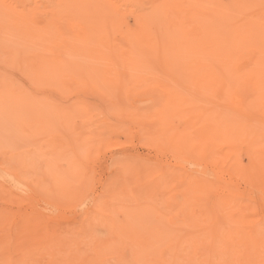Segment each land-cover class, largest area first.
<instances>
[{
    "label": "rangeland",
    "instance_id": "374dc122",
    "mask_svg": "<svg viewBox=\"0 0 264 264\" xmlns=\"http://www.w3.org/2000/svg\"><path fill=\"white\" fill-rule=\"evenodd\" d=\"M253 2L246 13L263 12L264 2ZM0 33V71L31 99L14 115L0 111V264H264V82L232 81L225 91L189 82L181 106L155 73L135 72L145 78L131 76L120 91L105 67L104 96L77 95L75 83L39 79L43 49ZM12 39L19 53L3 63ZM123 99L133 120L118 114ZM78 100L85 109L75 131L88 147L75 142L82 160L72 169L56 156L70 138L66 125L46 131L39 120L42 108L57 120L60 106ZM158 119L174 129H157ZM65 180L80 182L68 197ZM44 232L55 240L43 244Z\"/></svg>",
    "mask_w": 264,
    "mask_h": 264
},
{
    "label": "bare ground",
    "instance_id": "6f19581e",
    "mask_svg": "<svg viewBox=\"0 0 264 264\" xmlns=\"http://www.w3.org/2000/svg\"><path fill=\"white\" fill-rule=\"evenodd\" d=\"M248 1L230 0L226 4L220 0H0V31L8 38L13 37L14 42L18 41L16 44H24V49L30 50L33 46H39V51L43 49L44 56L37 62L42 81L54 76L61 79L62 88H68L72 82L76 84L75 94L91 92L101 98L105 93V67L114 73L115 77L109 79L120 91L122 83L125 88L131 76L135 80L145 78L135 72H151L158 79L169 82L170 87H163L168 101L177 99L182 106L186 101L182 89L192 90L189 82L199 89L202 83L207 87L216 82L224 91L232 81L238 86L250 81H255L256 85L264 82V26L258 29L259 24L264 23V4L260 6L263 12L257 8L261 13L253 15L250 10L253 0ZM238 13L243 16L239 17ZM12 42L5 41V45L13 44L15 48L9 49L6 45L9 50L5 48L7 52L3 53L9 56L3 63L10 64L19 53ZM0 47L4 50L2 45ZM48 50L60 55L57 59L53 54L47 57ZM35 65L33 60L27 62L28 69ZM1 72L0 111H10L14 115L20 104H30L31 99L15 94L10 89L8 73ZM102 80L101 87L98 81ZM119 101L122 104L117 107L120 117L133 120L125 100ZM82 102L60 106L55 113L57 120L48 116L51 111L42 108L43 116L39 120L46 131L48 125L56 121L66 125L70 138L67 141L64 135V145L57 150L56 156L57 160L67 157L72 169L77 163L81 165L82 160L81 147L75 146V142H83L81 145L88 147L87 140L75 131L76 124L82 123L80 115L85 109L81 107ZM100 124L105 127V117ZM155 124L162 131L167 127L174 129L166 119H158ZM217 165L229 169L226 163L217 162ZM83 168H87V163ZM79 186V181L65 180L60 184V193L71 196L69 194ZM60 203L66 207L65 201ZM59 224L55 222L51 230ZM32 230H35L33 226ZM52 236L44 232L43 244L48 238L54 241Z\"/></svg>",
    "mask_w": 264,
    "mask_h": 264
}]
</instances>
